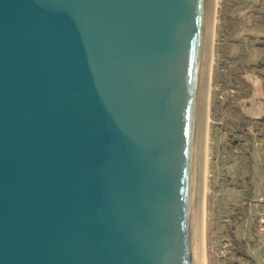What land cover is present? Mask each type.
I'll use <instances>...</instances> for the list:
<instances>
[{"label":"water","instance_id":"95a60500","mask_svg":"<svg viewBox=\"0 0 264 264\" xmlns=\"http://www.w3.org/2000/svg\"><path fill=\"white\" fill-rule=\"evenodd\" d=\"M209 0H0V264H202Z\"/></svg>","mask_w":264,"mask_h":264},{"label":"rangeland","instance_id":"374dc122","mask_svg":"<svg viewBox=\"0 0 264 264\" xmlns=\"http://www.w3.org/2000/svg\"><path fill=\"white\" fill-rule=\"evenodd\" d=\"M210 81L207 264H264V0H218ZM253 259L237 252L231 226Z\"/></svg>","mask_w":264,"mask_h":264},{"label":"bare ground","instance_id":"6f19581e","mask_svg":"<svg viewBox=\"0 0 264 264\" xmlns=\"http://www.w3.org/2000/svg\"><path fill=\"white\" fill-rule=\"evenodd\" d=\"M217 3L218 0H209L199 112L198 234L202 264H207L205 216L208 167V138L210 122V81L213 64V44L217 19Z\"/></svg>","mask_w":264,"mask_h":264},{"label":"trees","instance_id":"16d2710c","mask_svg":"<svg viewBox=\"0 0 264 264\" xmlns=\"http://www.w3.org/2000/svg\"><path fill=\"white\" fill-rule=\"evenodd\" d=\"M243 217L244 216L242 214L235 215L232 217V220L234 219L237 221L236 224H233L231 226L232 239L236 245L237 252L240 255H242L244 257H248L249 259H253L252 256H250V254L248 253V244L246 242V239L243 237L242 232L238 230V225L241 224V219ZM237 264H240V263H237Z\"/></svg>","mask_w":264,"mask_h":264}]
</instances>
